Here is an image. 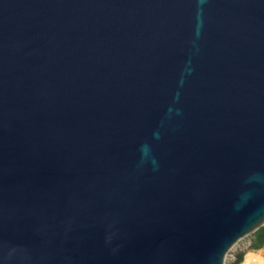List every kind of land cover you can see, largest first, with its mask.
<instances>
[{
    "label": "water",
    "instance_id": "95a60500",
    "mask_svg": "<svg viewBox=\"0 0 264 264\" xmlns=\"http://www.w3.org/2000/svg\"><path fill=\"white\" fill-rule=\"evenodd\" d=\"M264 227V0H0V264H226Z\"/></svg>",
    "mask_w": 264,
    "mask_h": 264
},
{
    "label": "rangeland",
    "instance_id": "374dc122",
    "mask_svg": "<svg viewBox=\"0 0 264 264\" xmlns=\"http://www.w3.org/2000/svg\"><path fill=\"white\" fill-rule=\"evenodd\" d=\"M253 239V235L245 238L244 240L240 241L239 244L232 250L230 256H229V260H227V263L226 264H236V260H237V256L238 255H242V260L239 261L237 264H245V258H246V255L248 253H255V254H259L260 253H264V245L258 249V250H253L250 247V242L251 240ZM232 256L233 259L231 258Z\"/></svg>",
    "mask_w": 264,
    "mask_h": 264
},
{
    "label": "trees",
    "instance_id": "16d2710c",
    "mask_svg": "<svg viewBox=\"0 0 264 264\" xmlns=\"http://www.w3.org/2000/svg\"><path fill=\"white\" fill-rule=\"evenodd\" d=\"M263 245H264V227L258 229L253 234V240H252V244L250 245V248L253 249V250H258ZM241 260H242V255H238L236 262L238 263Z\"/></svg>",
    "mask_w": 264,
    "mask_h": 264
},
{
    "label": "bare ground",
    "instance_id": "6f19581e",
    "mask_svg": "<svg viewBox=\"0 0 264 264\" xmlns=\"http://www.w3.org/2000/svg\"><path fill=\"white\" fill-rule=\"evenodd\" d=\"M233 257L234 256H232L231 258L233 259ZM245 264H264V253H248L245 258Z\"/></svg>",
    "mask_w": 264,
    "mask_h": 264
},
{
    "label": "crops",
    "instance_id": "0c3cea01",
    "mask_svg": "<svg viewBox=\"0 0 264 264\" xmlns=\"http://www.w3.org/2000/svg\"><path fill=\"white\" fill-rule=\"evenodd\" d=\"M253 240V239H252ZM252 240H251V242H250V245L252 244ZM250 248V247H249Z\"/></svg>",
    "mask_w": 264,
    "mask_h": 264
}]
</instances>
